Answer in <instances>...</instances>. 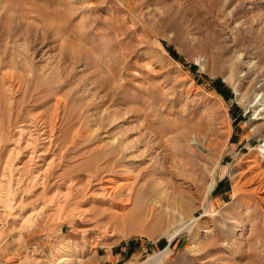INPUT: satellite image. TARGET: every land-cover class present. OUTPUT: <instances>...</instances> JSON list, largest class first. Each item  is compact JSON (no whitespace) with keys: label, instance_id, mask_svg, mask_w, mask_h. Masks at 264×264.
Here are the masks:
<instances>
[{"label":"rangeland","instance_id":"1","mask_svg":"<svg viewBox=\"0 0 264 264\" xmlns=\"http://www.w3.org/2000/svg\"><path fill=\"white\" fill-rule=\"evenodd\" d=\"M1 181L0 260L264 264V0H0Z\"/></svg>","mask_w":264,"mask_h":264},{"label":"bare ground","instance_id":"2","mask_svg":"<svg viewBox=\"0 0 264 264\" xmlns=\"http://www.w3.org/2000/svg\"><path fill=\"white\" fill-rule=\"evenodd\" d=\"M10 76V75H9ZM14 81V80H13ZM13 87V84H11V88ZM34 121V120H33ZM33 124V123H32ZM54 124V123H53ZM30 125V124H29ZM40 128V127H39ZM33 128H32V126L30 125V126H28L27 128H25L22 132H21V134H20V136H22V137H20V139L22 140V139H25V145H26V147H25V149H27V148H30V147H32L33 145H35V143H37V141H38V137H37V133L35 134L34 133V131L32 130ZM41 132V131H40ZM20 150H21V147L19 148V150H17L18 152H20ZM33 154V153H32ZM11 164V163H10ZM0 186H1V191L0 192H3V191H5L4 189V186H5V183H3L2 181H1V184H0ZM2 195H4V194H2ZM70 254H64L63 256H60L58 259H57V261H58V264H80V263H82L83 262V259H82V256L81 255H79V256H77L76 258H74V260H70Z\"/></svg>","mask_w":264,"mask_h":264},{"label":"built area","instance_id":"3","mask_svg":"<svg viewBox=\"0 0 264 264\" xmlns=\"http://www.w3.org/2000/svg\"><path fill=\"white\" fill-rule=\"evenodd\" d=\"M0 264H14V263H12L11 261L1 259Z\"/></svg>","mask_w":264,"mask_h":264},{"label":"crops","instance_id":"4","mask_svg":"<svg viewBox=\"0 0 264 264\" xmlns=\"http://www.w3.org/2000/svg\"><path fill=\"white\" fill-rule=\"evenodd\" d=\"M24 257H25L24 254H22L21 256H19V258H18L19 259V262L16 263V264H20V262L22 261L21 259H24Z\"/></svg>","mask_w":264,"mask_h":264}]
</instances>
